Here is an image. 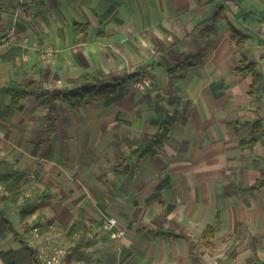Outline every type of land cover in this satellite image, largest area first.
<instances>
[{
	"label": "crops",
	"instance_id": "0c3cea01",
	"mask_svg": "<svg viewBox=\"0 0 264 264\" xmlns=\"http://www.w3.org/2000/svg\"><path fill=\"white\" fill-rule=\"evenodd\" d=\"M209 1L0 0V39L10 29L17 36L0 56V162L19 172L24 196L50 193V204L24 222L21 200L7 193L0 212L18 232L28 225L26 241L41 260L53 247L70 246L79 221L92 244L72 264H264V189L224 192L260 176L254 161L264 157V144L242 152L239 143L249 141L255 122L264 130V26L243 20L230 0ZM218 7L247 37L243 54L262 76L261 96L249 97L252 78L234 71L241 57L228 23L203 27ZM242 9L264 11V0H243ZM196 54L204 56L201 65L172 72ZM95 71L115 80L146 73L153 85L138 92L128 80L107 99L75 109L58 103L51 128L41 100L28 96L14 108L6 92L12 82L72 90L73 80ZM234 122L242 125L230 129ZM162 125L168 131L157 154L140 156ZM107 217L122 238L102 230ZM207 227L214 229L209 248L201 241ZM156 228L176 236L148 233ZM18 249L11 234L0 239V253Z\"/></svg>",
	"mask_w": 264,
	"mask_h": 264
},
{
	"label": "trees",
	"instance_id": "16d2710c",
	"mask_svg": "<svg viewBox=\"0 0 264 264\" xmlns=\"http://www.w3.org/2000/svg\"><path fill=\"white\" fill-rule=\"evenodd\" d=\"M240 12V16L243 20L248 18H257L258 24L264 26V11L251 10L250 12H244L242 9L243 0H230ZM198 5H204L210 3L209 0H197ZM3 9L0 6V16L3 14ZM226 21L230 28L231 40L235 44L236 51L240 53L241 60L235 68V72L252 78V85L249 89L248 95L251 98L261 96L263 94V80L262 76L256 72V64L249 62L244 54L245 41L247 37L235 29L228 21L225 15L224 7H218L216 16L212 19L210 27L203 26L204 29H208L212 32L214 26L220 22ZM155 47L159 49L160 43L155 42ZM204 56L202 54H196L182 60L179 65L172 70L176 73L184 69L195 68L202 64ZM140 73L135 75L124 77L122 80L113 79L111 74H106L102 71H95L92 73H84L72 83L78 87L72 90L66 91H49L44 88L40 82H29L24 84L10 83L6 92L12 98V106L18 107L19 102L28 96H31L37 100H41L43 105L48 108V117L46 119L50 128L52 127L55 115L56 105L63 103L68 107L75 109L83 101L89 100H103L113 97L117 94L119 87L128 80L136 79ZM174 79V78H172ZM242 125L239 122H234L228 125L230 129H237ZM168 128L165 125L160 127L158 133L151 138L143 142L141 146L140 156L150 155L155 156L157 154L156 146H159L164 140L167 134ZM250 138L246 142L242 140L239 143L241 151L253 150L258 142L264 144V130L261 121H257L251 125ZM255 167L259 171V178L252 184H235L230 183L225 186L224 192L227 196L230 195H254L256 192L264 189V157L255 158ZM19 172L14 166L6 161L0 162V187L2 188L4 195L7 193L9 199L16 203L21 200L20 203V221L24 220L32 215L36 210L46 207L50 204V193L48 188L44 190L38 197H26L18 184ZM6 199L5 196H2ZM81 217V215H80ZM21 232H18L12 225V223L5 219L4 215L0 212V239H5L8 235H12L16 241L20 243V249L10 250L7 252H1L0 258L3 264H44L40 257L37 255L26 241V234L29 231L27 224H23L20 228ZM89 231L82 229L81 222H75L68 233V238L73 240L66 249V255L63 258L64 264H72V259H84L86 258L85 249L90 247L92 239L88 237ZM148 233L152 236H169L175 237L176 234L164 230L162 228H156L155 230H149ZM214 235V229L207 227L201 234V241L206 248L210 247L211 239Z\"/></svg>",
	"mask_w": 264,
	"mask_h": 264
},
{
	"label": "built area",
	"instance_id": "2783aa9c",
	"mask_svg": "<svg viewBox=\"0 0 264 264\" xmlns=\"http://www.w3.org/2000/svg\"><path fill=\"white\" fill-rule=\"evenodd\" d=\"M17 41L16 33L13 29H10L5 36L0 39V56L4 49L10 47ZM26 43V42H25ZM25 46V44H24ZM27 48V47H25ZM37 49V48H35ZM41 59L47 58V53L42 52L40 54ZM29 59L28 55H24L21 57V60L27 61ZM152 80L151 77L144 73L138 76L136 79L132 80V87L134 90L138 92H144L152 88ZM29 179L33 181V176H29ZM4 192L0 189V196H3ZM50 230L52 231L54 237H57L56 228L54 226H50ZM102 230L106 232L112 240L120 239L124 236V230H122L117 223V220L113 217H107L102 222ZM33 236L35 239L39 240L40 235L37 231L33 232ZM48 239V238H47ZM67 246L61 245L53 247L46 254L43 255L42 260L44 264H62L63 258L66 255Z\"/></svg>",
	"mask_w": 264,
	"mask_h": 264
}]
</instances>
